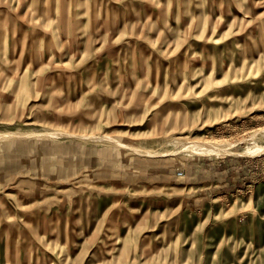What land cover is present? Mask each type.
<instances>
[{"label":"rangeland","instance_id":"obj_1","mask_svg":"<svg viewBox=\"0 0 264 264\" xmlns=\"http://www.w3.org/2000/svg\"><path fill=\"white\" fill-rule=\"evenodd\" d=\"M256 144L264 0H0V264H264Z\"/></svg>","mask_w":264,"mask_h":264},{"label":"bare ground","instance_id":"obj_2","mask_svg":"<svg viewBox=\"0 0 264 264\" xmlns=\"http://www.w3.org/2000/svg\"><path fill=\"white\" fill-rule=\"evenodd\" d=\"M191 143L194 144V145L200 144V145H202L206 149L207 152H211V153H215V154H222L223 155V154H234V153H238V151L232 149V147L229 144H227V143H219L218 144V143H210V142H207V141L204 142V141H198V140H193V141H191ZM254 146L255 147L253 149L248 148V151L250 152V154L256 152L255 154L257 155V151L262 150L263 147H264V146H260L258 144L254 145ZM240 154H241V152H240Z\"/></svg>","mask_w":264,"mask_h":264}]
</instances>
